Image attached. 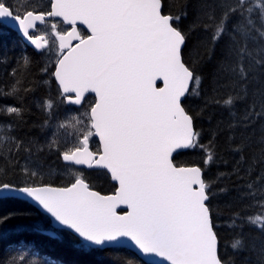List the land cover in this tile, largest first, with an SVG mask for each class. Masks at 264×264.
I'll use <instances>...</instances> for the list:
<instances>
[{
	"label": "snow or ice",
	"instance_id": "1",
	"mask_svg": "<svg viewBox=\"0 0 264 264\" xmlns=\"http://www.w3.org/2000/svg\"><path fill=\"white\" fill-rule=\"evenodd\" d=\"M188 15L187 5L174 13L168 0H29L22 11L0 0V20L14 22L46 57L42 83L55 86L56 97L38 106L49 118L58 104L78 106L79 113L59 124L72 129L63 141L54 135L45 146L0 123V162L4 175L16 177H0V203L31 201L44 214L27 226L33 232L53 239L64 233L87 253L127 245L160 258L147 264H235L222 250L212 205L229 191L214 185L235 177L236 199L249 200L246 207L257 211L233 214L228 226L237 231L223 248L248 250L246 225L264 235V0H200L186 31L180 23ZM195 30L203 36L189 48ZM221 42L206 89L197 65ZM21 60L27 69L30 59ZM21 91L31 88L17 78L7 91L0 88V97L19 98ZM213 107L224 109L227 120L211 126ZM22 111L0 106V114L16 120ZM198 119L209 122L206 141ZM225 132L235 154L231 171L208 178L211 165L229 163L218 151ZM45 148L65 164L68 179L60 186L48 182L55 170L41 161ZM190 151L202 162L181 163ZM75 166L102 172L113 182L111 194L96 190ZM12 215H0V225ZM24 261L20 255L10 264ZM129 264L143 262L137 256ZM257 264H264V243Z\"/></svg>",
	"mask_w": 264,
	"mask_h": 264
},
{
	"label": "trees",
	"instance_id": "2",
	"mask_svg": "<svg viewBox=\"0 0 264 264\" xmlns=\"http://www.w3.org/2000/svg\"><path fill=\"white\" fill-rule=\"evenodd\" d=\"M170 10L178 13L184 5H187L188 18L183 19L180 27L186 31L191 27L193 18L195 16L196 8L200 0H168ZM203 33L200 30H195L189 37V48L199 38H202ZM223 42L216 46L212 53L211 59H205L202 64L197 65V70L204 78V87L207 89L211 81L212 73L216 67L217 61L222 57ZM22 56H27L31 63L27 69L21 67L23 61ZM187 58V57H186ZM45 64L44 57L29 48L22 38L0 24V88L5 91L19 78L24 86L31 88V91L25 93L20 92L19 98L0 97V106L13 105L22 108V120H16L0 114V123H11L13 125V134L25 140H30L38 146H45L44 132L45 125L50 118L47 113L40 108L39 101L51 97L55 99V86L45 85L42 79L45 74L40 72V68ZM16 69L17 77H13L11 72ZM24 75L20 76L19 73ZM49 79H51L49 77ZM195 105H199L200 101H194ZM212 113V125L215 126L218 120H227V112L220 107H213L208 109ZM207 115V113H206ZM47 121V122H46ZM198 127L204 129V139L208 138V131L210 128L207 119H198ZM227 133H222L217 140L218 151L224 159L229 161L228 164L217 163L211 165L205 175L208 178H215L219 172H230L232 162L235 154L228 150ZM42 154L57 157L58 153L53 150L49 152L47 148ZM181 163L199 164L202 162V157L198 152H188L180 158ZM58 163H61L59 160ZM0 177L4 180L16 179L14 174L8 173L4 164L0 162ZM85 176L90 180L92 186L103 194L112 192L113 183L100 171H85ZM235 177H221V182H218L214 187H228L227 193L218 194L212 201L215 209L214 223L218 225L217 231L221 241L222 250L226 251L227 255L234 256L235 264H257V252L252 250L251 243H264V235H262L255 227L245 226L243 231L246 235V243L249 249L246 251L234 254L231 247L224 250L225 242L231 241L233 235L237 230L228 226L231 217L234 213L240 212L242 215H249L257 211L255 208H248L249 200L238 201L236 199V189L233 187ZM48 182L55 186H60L65 181L61 177L50 178ZM13 214L12 218L5 224L0 225V264H10L13 257L23 255L25 261L23 264H47L52 261L53 264H129V261L137 255L127 249L109 248L103 252L87 253L80 251L72 246V242L68 235L61 233L62 239L50 238L45 233L33 232L27 226L42 218L44 215L40 213L29 203L20 199H14L0 203V215ZM255 244V245H256ZM139 258V257H138ZM139 261L143 262L140 258ZM143 264H146L143 262Z\"/></svg>",
	"mask_w": 264,
	"mask_h": 264
},
{
	"label": "rangeland",
	"instance_id": "3",
	"mask_svg": "<svg viewBox=\"0 0 264 264\" xmlns=\"http://www.w3.org/2000/svg\"><path fill=\"white\" fill-rule=\"evenodd\" d=\"M12 2L17 11H22L23 7L29 3V0H12ZM44 3H47V0H44ZM39 28L41 29V31H47V29H45L44 26H41ZM38 34L40 33L38 32L37 35ZM44 60L46 63L47 62L46 57H44ZM42 102L43 101H39V104H42ZM76 109L77 108L73 106H68L64 104H58V106L53 109L54 115L50 117L49 122L46 123L44 128L45 135L43 140L45 141V145L53 139L54 135L56 136L57 139L63 141L64 138L67 136L68 132L72 131V129L70 128L69 129L59 128V124L62 122L67 123L72 115H78L79 113L75 111ZM95 146H96L95 144H92L93 148H95ZM39 155L46 169L55 170L52 172L51 178L52 177L55 178L58 176L61 177L63 181L65 182L67 181L68 177L66 174H64L65 164L62 162L61 159L58 158V156L54 157L42 153H40ZM59 160L61 161V163H58ZM80 170L86 173L84 169H80ZM252 244H256V243H251L250 246ZM255 246L256 247L261 246V243H258Z\"/></svg>",
	"mask_w": 264,
	"mask_h": 264
},
{
	"label": "water",
	"instance_id": "4",
	"mask_svg": "<svg viewBox=\"0 0 264 264\" xmlns=\"http://www.w3.org/2000/svg\"><path fill=\"white\" fill-rule=\"evenodd\" d=\"M0 23L2 24V25H4V26H6L7 28H9V29H11L12 31H14L15 33H17L21 38H22V40L24 41V43L29 47V48H31V49H33L34 51H35V49H34V46L30 43V41H28L26 38H24L23 36H22V34L18 31V27L15 25V23L14 22H12V21H10V20H7V19H2V20H0ZM41 26V25H40ZM35 34V33H34ZM35 52H37V51H35ZM38 53V52H37ZM159 83V82H158ZM89 95H91V94H89ZM69 106H73V107H78V106H75V105H69ZM75 167H77V168H80V169H84V170H92V169H87L86 167H84V166H75ZM96 171H98V170H96ZM113 183V182H112ZM103 194V193H102ZM111 194V193H110ZM16 199H20V200H22V201H25V202H27V203H29L30 205H32L34 208H36V206L31 202V201H29V200H23L22 198H19V197H17ZM40 213H42L38 208H36ZM118 211H120V210H118ZM43 214V213H42ZM44 215V214H43ZM46 234V233H45ZM110 248H122V249H127V250H130V251H132V252H134L144 263H146L147 264V261L149 260V259H152V260H159L160 258H158V257H151V258H148V257H144L143 255H140L139 253H137V251H136V249H134L133 247H130V246H127V245H114V246H112V247H110Z\"/></svg>",
	"mask_w": 264,
	"mask_h": 264
}]
</instances>
